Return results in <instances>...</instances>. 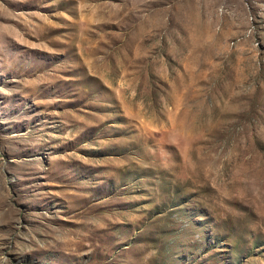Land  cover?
Returning <instances> with one entry per match:
<instances>
[{"label":"rangeland","instance_id":"obj_1","mask_svg":"<svg viewBox=\"0 0 264 264\" xmlns=\"http://www.w3.org/2000/svg\"><path fill=\"white\" fill-rule=\"evenodd\" d=\"M0 264H264V0H0Z\"/></svg>","mask_w":264,"mask_h":264}]
</instances>
